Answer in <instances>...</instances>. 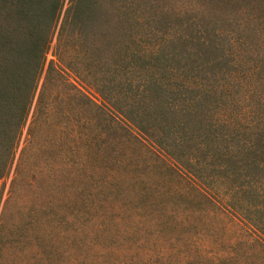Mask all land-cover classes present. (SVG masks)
Returning <instances> with one entry per match:
<instances>
[{
  "label": "trees",
  "instance_id": "obj_1",
  "mask_svg": "<svg viewBox=\"0 0 264 264\" xmlns=\"http://www.w3.org/2000/svg\"><path fill=\"white\" fill-rule=\"evenodd\" d=\"M64 1L0 0V264H264V27L250 5L212 20L70 0L48 61ZM53 155L96 182L109 224L68 229L38 204Z\"/></svg>",
  "mask_w": 264,
  "mask_h": 264
},
{
  "label": "rangeland",
  "instance_id": "obj_2",
  "mask_svg": "<svg viewBox=\"0 0 264 264\" xmlns=\"http://www.w3.org/2000/svg\"><path fill=\"white\" fill-rule=\"evenodd\" d=\"M69 1L65 0L62 6L61 14L58 18L56 29L50 44V49L47 54V60L56 59L55 51L58 42L59 28L69 7ZM149 0L147 2H152ZM239 0H158L157 4L160 7L168 9V14L171 16L178 15L179 9H185L186 14L190 18L195 16H203L212 20L224 19L229 14V8H235L238 13L239 6L250 5L246 10L250 18L256 23L257 27H264V0H241L240 5L233 3ZM234 4V5H233ZM238 9V10H236ZM239 14V13H238ZM246 14V15H247ZM258 38L259 36L256 35ZM70 76L75 81L76 77L73 74ZM44 73L40 80V85L43 82ZM92 94L96 96L94 91ZM29 123V122H28ZM27 126L25 128V133ZM47 167L44 180H38V187L35 188L33 194H38L35 198L38 204L45 202L49 205L47 210L49 216L53 220H61L65 218V225L68 229L81 228L84 229L96 228L98 224H109V209L105 206L100 209L102 204V194L99 188L95 185L96 182L85 174L80 172L70 173V167H65L59 158L55 155L47 160ZM44 164H41L43 166ZM42 177V178H43ZM12 175L0 180V210L3 207L4 201L8 197ZM46 186V188H45ZM46 191L48 193H46ZM27 190L23 192L25 194ZM31 200H34L32 197ZM44 203V206H46ZM104 213L97 219L96 212ZM101 210V211H100ZM62 224L64 222L62 221Z\"/></svg>",
  "mask_w": 264,
  "mask_h": 264
}]
</instances>
